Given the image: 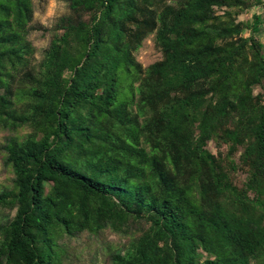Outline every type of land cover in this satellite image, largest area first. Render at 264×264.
Listing matches in <instances>:
<instances>
[{
    "label": "trees",
    "instance_id": "obj_1",
    "mask_svg": "<svg viewBox=\"0 0 264 264\" xmlns=\"http://www.w3.org/2000/svg\"><path fill=\"white\" fill-rule=\"evenodd\" d=\"M67 4L36 60L33 0H0V264L105 230L107 264H264V0Z\"/></svg>",
    "mask_w": 264,
    "mask_h": 264
},
{
    "label": "rangeland",
    "instance_id": "obj_2",
    "mask_svg": "<svg viewBox=\"0 0 264 264\" xmlns=\"http://www.w3.org/2000/svg\"><path fill=\"white\" fill-rule=\"evenodd\" d=\"M33 29L29 38L35 46V58L40 60L44 49L48 46L51 30L59 16L69 12L67 0H33ZM252 10H255L254 8ZM251 10V11H252ZM260 12L259 8H256ZM244 12L238 16V20H246L250 17V12ZM264 27V21L261 23ZM263 37V35H261ZM136 59L142 67H146L152 62L161 58V52L155 47L153 35L146 37L141 47L135 53ZM5 132L0 133V184H9L11 174L9 169L3 164L1 143ZM14 211L0 209V218L11 217ZM68 245L72 247L71 254L76 255L73 259L77 264H107L108 257L104 255L103 248L107 242L120 243L124 241L119 236L109 230H105L99 235L81 234L78 237L67 239Z\"/></svg>",
    "mask_w": 264,
    "mask_h": 264
}]
</instances>
